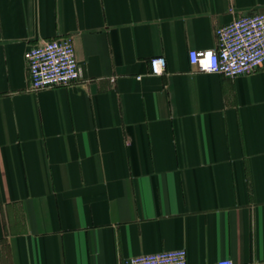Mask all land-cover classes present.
<instances>
[{"label": "crops", "instance_id": "crops-1", "mask_svg": "<svg viewBox=\"0 0 264 264\" xmlns=\"http://www.w3.org/2000/svg\"><path fill=\"white\" fill-rule=\"evenodd\" d=\"M230 6L264 13V0H0V264L175 248L187 264H264V67L231 78L187 59ZM65 35L81 78L30 89L26 51Z\"/></svg>", "mask_w": 264, "mask_h": 264}, {"label": "built area", "instance_id": "built-area-1", "mask_svg": "<svg viewBox=\"0 0 264 264\" xmlns=\"http://www.w3.org/2000/svg\"><path fill=\"white\" fill-rule=\"evenodd\" d=\"M228 12L234 16L227 24L215 28L213 47L188 50L187 59L192 71L233 78L264 67V13L234 14L232 6ZM25 62L32 90L72 84L81 78L70 35L43 40L29 47ZM148 63L150 74L165 72L164 56H152ZM120 264H187V252L185 248H175L140 254L124 258ZM216 264L234 263L222 258Z\"/></svg>", "mask_w": 264, "mask_h": 264}]
</instances>
